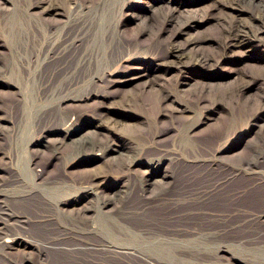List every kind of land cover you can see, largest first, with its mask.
I'll return each mask as SVG.
<instances>
[{"label": "bare ground", "instance_id": "6f19581e", "mask_svg": "<svg viewBox=\"0 0 264 264\" xmlns=\"http://www.w3.org/2000/svg\"><path fill=\"white\" fill-rule=\"evenodd\" d=\"M60 1L69 0H32L30 6L48 16H63ZM229 4L241 6L248 20H226L218 38L206 39L215 43L221 58L243 54L254 38L264 35V0ZM211 9L208 15L221 6ZM107 11L113 12L104 1L74 5L62 26L35 31L31 45L21 49L19 72L0 67V85L11 79L19 90L16 101L0 108L6 113L0 119H14L18 107L15 122L19 128L31 123L34 134L25 169L9 153L10 144L0 147V264L35 263L14 259L12 249L33 253L38 264H264V126L255 154L247 150L244 159L226 161L218 154L231 149L240 121L204 148L194 131L206 121L178 125L172 120L168 129H161V117H171L160 110L166 92L146 110V117L137 112L143 105L132 91L121 104H113L116 85L129 87L140 79L148 83L171 69L205 70L212 56L189 54L174 41L162 56L159 41L146 45L141 37L164 30L183 34L190 19L157 14L145 30L130 35L122 29L124 20H105ZM136 56H144L147 65H125ZM252 83L244 80L236 94L251 89ZM94 97L103 100L99 109L77 113L76 106ZM263 102L264 97L236 105L246 114ZM111 123L138 128L119 140L121 150L110 147L115 139L98 135ZM78 126L87 130L85 136L79 135ZM171 130L175 137L167 141ZM51 133L55 137L46 136ZM96 150L102 158L95 156ZM113 152L121 154L122 163L106 173L85 170L81 173L88 175L78 177L68 169L94 165ZM39 153L48 155L43 165ZM55 165L61 172L47 174ZM255 193L260 195L257 203L245 202Z\"/></svg>", "mask_w": 264, "mask_h": 264}, {"label": "rangeland", "instance_id": "374dc122", "mask_svg": "<svg viewBox=\"0 0 264 264\" xmlns=\"http://www.w3.org/2000/svg\"><path fill=\"white\" fill-rule=\"evenodd\" d=\"M86 0H69L60 3L63 6V16H48L42 10L30 6L32 0H0V67L9 66L15 72L22 68L19 60L22 56L21 49L25 45H31L35 31H46L47 26H62L67 19V12L76 4H81ZM101 3L104 1L106 6L113 12H106V21L124 20L122 29H126L130 35L139 30H145L144 27L155 21L157 14L174 15L182 20L190 19L187 29L183 34L172 35V31L158 32L154 35L143 33L141 35L146 45L160 42L159 54L164 56L171 41L181 47L189 54H208L212 56L209 60L208 68L202 70L198 67L192 69L174 70L163 72L160 76L152 78L150 82L144 83L142 79L134 81L129 87L116 85L113 90L115 102L121 104V98L134 92V100L143 105V110L137 112L146 117V110L153 109L157 98L164 92L168 93V98L160 100V110L169 116H162L161 129L169 128L173 121L177 124H197L198 120L206 121L199 123L198 128L194 131L196 138L204 148L211 147L217 139L228 130L233 121H240L237 133L231 141V149L221 151L218 155L226 161L231 159H244L245 152L250 150L255 154L256 140L261 128L264 126V102L263 106L256 108L249 113H239V107L236 105L242 100L249 104H254L257 100L264 97V35L252 40V46L244 50L243 54L239 53L234 57L221 58L217 54L215 43L206 41L207 38H218L220 28L226 20L239 18L247 21V13L241 6H231L232 0H92ZM150 4L152 6H150ZM220 5L221 9L214 14L208 15L214 5ZM121 8L122 13L121 15ZM121 24V22H120ZM17 30L14 33L13 29ZM120 27V26H119ZM120 30V29H119ZM10 35V36H9ZM12 35V36H11ZM131 37H129V41ZM196 43H192V41ZM12 43V44H11ZM29 43V44H28ZM10 45H16L11 48ZM236 51V49H235ZM126 66H143L147 65L144 56H136L125 62ZM252 81V88L243 94H236L240 90V85L244 81ZM12 80L9 83L0 85V108L16 101L19 90L12 86ZM16 85V83L13 82ZM32 92L34 86L30 85ZM128 88V89H127ZM236 94L235 96H232ZM102 98L94 97L85 105L76 106L77 113L86 110H96L102 106ZM236 108V109H235ZM116 109H122L117 106ZM125 111V110H124ZM130 112L129 110H127ZM127 111H125L127 113ZM14 119L4 121L0 119V147L9 145V153L14 157L15 162L25 169L27 158L30 155V149L33 148L30 143L33 137V127L27 123L19 128L15 122L18 107L14 108ZM131 113V112H130ZM237 115L233 120L230 116ZM240 114L242 116H240ZM159 112L154 115L158 117ZM0 118H6V113L0 109ZM263 124L258 127L257 124ZM136 123L133 126H139ZM79 135H86L87 130L78 126ZM83 128V129H82ZM137 127H124L119 124H112L106 129L99 131L101 138L115 139L111 141V148H119V143L125 137L126 132L137 131ZM176 131L171 130L167 141L173 140ZM49 138L55 137L54 133L46 135ZM65 154L70 150L69 147L63 148ZM102 151L96 150L95 156L101 157ZM121 154L113 152L105 159L99 160L94 165L69 166L68 169L75 172L78 177L87 176L88 173L81 171L91 170L94 172L106 173L111 166L114 169L122 163ZM47 153H39L40 163L43 165L47 162ZM129 162V159H126ZM57 164H60L59 162ZM163 169L167 165L162 166ZM38 172L42 171V166H37ZM61 168L59 165L49 167L47 174H59ZM245 202L257 203L260 195L255 193L248 195ZM11 256L16 260L31 259L37 263L33 253H21L16 249L10 251ZM38 264V263H37Z\"/></svg>", "mask_w": 264, "mask_h": 264}]
</instances>
